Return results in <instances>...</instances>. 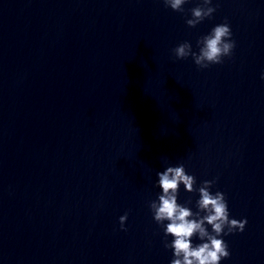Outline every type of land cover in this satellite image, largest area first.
I'll return each instance as SVG.
<instances>
[{
	"label": "water",
	"instance_id": "1",
	"mask_svg": "<svg viewBox=\"0 0 264 264\" xmlns=\"http://www.w3.org/2000/svg\"><path fill=\"white\" fill-rule=\"evenodd\" d=\"M201 3L0 0V264H170L149 203L181 163L248 219L222 264H264V0ZM225 18L231 57L175 56Z\"/></svg>",
	"mask_w": 264,
	"mask_h": 264
},
{
	"label": "clouds",
	"instance_id": "2",
	"mask_svg": "<svg viewBox=\"0 0 264 264\" xmlns=\"http://www.w3.org/2000/svg\"><path fill=\"white\" fill-rule=\"evenodd\" d=\"M166 7L182 11L188 0H163ZM218 4L214 0H202L191 9L189 26H196L205 18H211ZM236 40L227 18L203 35L199 50L193 51L190 41L178 44L173 53L177 58L191 56L201 68L221 64L225 57H231ZM264 79V73L261 74ZM157 185L162 190L158 199L149 203L154 220L163 233L164 247L171 249L173 258L170 264H222L231 255L225 236L243 232L248 224L247 217L237 219L231 216L227 194L217 189L213 191L216 180L205 179L197 187V178L190 174L184 164L169 165L157 172ZM196 191L195 210L188 204L179 202V189ZM120 227L126 230L128 213L119 217ZM198 241V242H197Z\"/></svg>",
	"mask_w": 264,
	"mask_h": 264
}]
</instances>
